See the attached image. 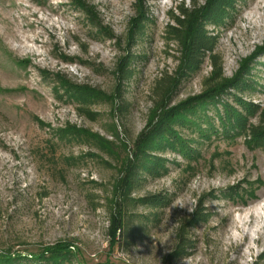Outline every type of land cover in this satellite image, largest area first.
Instances as JSON below:
<instances>
[{
	"label": "rangeland",
	"instance_id": "obj_1",
	"mask_svg": "<svg viewBox=\"0 0 264 264\" xmlns=\"http://www.w3.org/2000/svg\"><path fill=\"white\" fill-rule=\"evenodd\" d=\"M80 1L91 13L77 0H0V256L54 247L61 264H264V151L243 139L175 125L196 159L153 151L157 172L123 203L116 193L158 112V85L180 67L176 18L206 0ZM144 12L150 21L132 43ZM207 31L218 37L216 60L183 79L167 109L244 66L255 83L245 98L264 109V0H236L231 17ZM127 60L133 76L124 80L117 73ZM62 80L93 95L74 96ZM70 127L86 136L61 138ZM119 204L133 229L114 242Z\"/></svg>",
	"mask_w": 264,
	"mask_h": 264
},
{
	"label": "trees",
	"instance_id": "obj_2",
	"mask_svg": "<svg viewBox=\"0 0 264 264\" xmlns=\"http://www.w3.org/2000/svg\"><path fill=\"white\" fill-rule=\"evenodd\" d=\"M77 1L83 7V11L91 13L82 1ZM235 5L236 0H206L204 5L198 6L194 3L192 9H181V18H176L182 29L180 67L174 79L167 78L157 87L158 91H162L161 104L154 119L138 137L132 157L124 168V176L118 181L116 193L120 198V203L128 199V195L144 179L145 175H153L157 172L161 159L156 161L150 158L151 152L165 151L169 148L184 159H196L197 152L176 131L175 125L193 127L200 137L205 139L209 138L210 132L221 134L231 140L243 139L250 149L264 151V109L245 98V95H249L255 90V83L250 78V67L244 66L233 79H223L217 87L204 95L188 99L170 109L166 107V101L175 93L183 79L199 69L206 59L216 60L215 49L218 37L210 34L207 27L214 26L216 28L224 24L226 19L231 17ZM149 21V17L144 12L137 25L133 26L131 34L133 35L134 31L136 34L133 35L134 38L131 37L132 43H136L144 36L145 23ZM97 28L106 33L102 27ZM129 66L130 60L122 61L117 73L119 78L129 80L133 76ZM214 66H218L216 61ZM61 83L74 96L93 95L90 94L91 89L89 88L63 80ZM208 110L216 113L218 128L215 126L213 118L208 115ZM256 118L257 123L252 122ZM200 122L207 128L203 129ZM85 133L70 127L63 134L61 133L60 137L86 136ZM230 192L236 196L244 194L242 188H232ZM119 205L111 214L108 230L109 236L114 242L117 238L121 239L127 236L133 229L125 221L124 210ZM201 217L202 215L199 219ZM63 257L62 250L50 247L32 258L0 256V264H24V261H28L29 264H61L60 261Z\"/></svg>",
	"mask_w": 264,
	"mask_h": 264
},
{
	"label": "bare ground",
	"instance_id": "obj_3",
	"mask_svg": "<svg viewBox=\"0 0 264 264\" xmlns=\"http://www.w3.org/2000/svg\"><path fill=\"white\" fill-rule=\"evenodd\" d=\"M249 215H252V213L251 212H249L248 214H247V216H249ZM258 228H260V227H258ZM241 245V244H240Z\"/></svg>",
	"mask_w": 264,
	"mask_h": 264
}]
</instances>
